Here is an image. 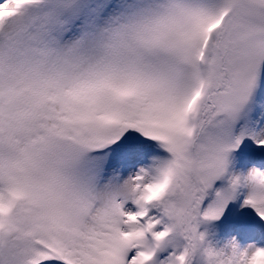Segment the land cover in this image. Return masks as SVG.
Here are the masks:
<instances>
[{
    "label": "snow or ice",
    "instance_id": "obj_1",
    "mask_svg": "<svg viewBox=\"0 0 264 264\" xmlns=\"http://www.w3.org/2000/svg\"><path fill=\"white\" fill-rule=\"evenodd\" d=\"M264 0H0V264H264L200 231L264 220Z\"/></svg>",
    "mask_w": 264,
    "mask_h": 264
},
{
    "label": "rangeland",
    "instance_id": "obj_2",
    "mask_svg": "<svg viewBox=\"0 0 264 264\" xmlns=\"http://www.w3.org/2000/svg\"><path fill=\"white\" fill-rule=\"evenodd\" d=\"M251 146V145H249ZM233 166H231V176L233 175H247L251 170L258 169L264 172V156L258 155L257 160L236 157L233 159ZM230 176V177H231ZM221 187V186H220ZM218 187L217 189H220ZM216 189V190H217ZM250 190L245 187L239 189L237 202L233 207L235 216H248L252 212H256L250 206H246L245 201L248 198ZM215 199V190L212 196L206 200L204 207H207ZM210 222L202 223L200 231L207 234L208 242L216 249L225 248L226 245L236 244L241 248H246L249 245H259L264 247V225L261 224H247V225H232V226H211L207 225ZM202 264V262H198Z\"/></svg>",
    "mask_w": 264,
    "mask_h": 264
}]
</instances>
